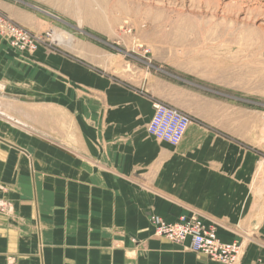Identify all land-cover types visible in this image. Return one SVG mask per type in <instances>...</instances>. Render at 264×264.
<instances>
[{"label": "crops", "instance_id": "0c3cea01", "mask_svg": "<svg viewBox=\"0 0 264 264\" xmlns=\"http://www.w3.org/2000/svg\"><path fill=\"white\" fill-rule=\"evenodd\" d=\"M98 64L44 47L26 63L0 46V86L17 102L0 117V264H216L154 236L150 216L191 214L221 242L240 243L243 264L255 260L264 250L258 111L197 77L119 82ZM23 99L42 106L43 131L29 109L20 116ZM154 102L188 116L178 146L147 134Z\"/></svg>", "mask_w": 264, "mask_h": 264}, {"label": "rangeland", "instance_id": "374dc122", "mask_svg": "<svg viewBox=\"0 0 264 264\" xmlns=\"http://www.w3.org/2000/svg\"><path fill=\"white\" fill-rule=\"evenodd\" d=\"M18 15L37 30L18 22ZM12 28L27 34L34 48H24L31 45ZM62 33L70 36L69 47L53 40ZM0 46L26 63L35 61L41 47L97 57L100 75L119 82L144 73L200 78L226 94L228 104L236 100L258 111L254 141L264 157V0H0ZM9 92L0 86V117L17 109ZM18 105L20 116L29 109V124L43 131L42 106L28 99ZM5 208L0 203V211Z\"/></svg>", "mask_w": 264, "mask_h": 264}, {"label": "built area", "instance_id": "2783aa9c", "mask_svg": "<svg viewBox=\"0 0 264 264\" xmlns=\"http://www.w3.org/2000/svg\"><path fill=\"white\" fill-rule=\"evenodd\" d=\"M2 22V21H1ZM13 34L29 44L34 42L21 30L10 29ZM28 45V44H26ZM24 48H34V44ZM153 115L147 124V133L156 140L175 147L182 141L190 120L184 113L155 102L152 105ZM150 225L156 237L163 238L174 245L188 243L189 249L204 256L216 264H243L242 246L240 243H223L217 236L215 229L206 225L196 215H182L176 222L167 223L157 216H150ZM247 264H264V250L258 257Z\"/></svg>", "mask_w": 264, "mask_h": 264}, {"label": "bare ground", "instance_id": "6f19581e", "mask_svg": "<svg viewBox=\"0 0 264 264\" xmlns=\"http://www.w3.org/2000/svg\"><path fill=\"white\" fill-rule=\"evenodd\" d=\"M78 27H80V22L78 23ZM10 30V29H9ZM39 38V37H38ZM53 40L55 42H57L58 44H61V45H66L67 47H69L71 45V38L68 34L66 33H62L61 35H57V34H54L53 35ZM174 109V108H173ZM149 135V134H148Z\"/></svg>", "mask_w": 264, "mask_h": 264}, {"label": "water", "instance_id": "95a60500", "mask_svg": "<svg viewBox=\"0 0 264 264\" xmlns=\"http://www.w3.org/2000/svg\"><path fill=\"white\" fill-rule=\"evenodd\" d=\"M32 8L36 9L37 11L41 12L42 14H44V15H46V16H49V17H51V18H54V19L58 20L56 17H54V16H52V15H50V14H48V13L42 11V10H39V9H37V8H35V7H32Z\"/></svg>", "mask_w": 264, "mask_h": 264}]
</instances>
